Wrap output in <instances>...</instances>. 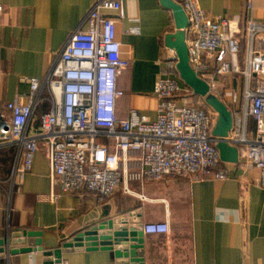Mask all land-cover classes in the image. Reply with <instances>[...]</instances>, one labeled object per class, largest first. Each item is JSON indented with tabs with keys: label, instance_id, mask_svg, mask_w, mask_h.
<instances>
[{
	"label": "crops",
	"instance_id": "0c3cea01",
	"mask_svg": "<svg viewBox=\"0 0 264 264\" xmlns=\"http://www.w3.org/2000/svg\"><path fill=\"white\" fill-rule=\"evenodd\" d=\"M122 1L124 18L117 13L109 16L116 20L123 58L132 63L118 80L124 96L117 101V114L124 120L136 109L155 120L159 102L154 89L165 67L166 37L175 32L174 18L161 0ZM198 1L212 16L240 17L243 29L249 20L264 24V0H252V9L247 8V0ZM95 2L0 0L5 7L0 14V114L7 113L8 102L30 93L28 79L46 78ZM233 87L236 99L230 109L241 113L247 136L253 139L255 123L241 107L242 81ZM47 96L44 89L43 97ZM49 110L47 102L39 106L28 126L29 135L39 134L40 117ZM17 157L15 145L0 149V241L9 240L10 245L0 256V264H45L43 252L12 251L37 242L44 252L64 251L70 240L112 221H119L114 230L128 232L133 231L132 221H142L135 224L139 234L148 223H169L167 235L137 238L135 259L143 264H264V187L259 182L260 171L241 153L237 164L225 163L226 180L196 182L179 177L143 186L132 183L131 195L121 185L103 203L85 192L62 194L51 201L50 169L42 149L35 155L32 170L22 180L13 181ZM24 231L42 236L28 239L25 245L13 244L18 241L14 236ZM88 248L85 244L82 249L63 252V264H116L114 251Z\"/></svg>",
	"mask_w": 264,
	"mask_h": 264
},
{
	"label": "built area",
	"instance_id": "2783aa9c",
	"mask_svg": "<svg viewBox=\"0 0 264 264\" xmlns=\"http://www.w3.org/2000/svg\"><path fill=\"white\" fill-rule=\"evenodd\" d=\"M174 1L188 17L189 63L210 93L230 108L236 99L234 83L242 81L241 107L255 123V136L248 138L246 123L236 111L226 140L260 171L264 187V24L249 20L243 29L238 16H212L198 0ZM252 6V0H247V8ZM4 11L0 4V14ZM109 13L123 19V1L96 0L46 78L28 79L30 93L8 102L7 113L0 114V149L18 148L12 180H22L32 170L40 149L50 169L53 202L62 194L85 192L103 203L121 185L131 195L132 183L143 186L166 178L226 180L218 138L212 136L218 115L200 106L193 91L181 85L174 50L165 48V67L155 84L156 119L136 109L127 119H119L117 101L124 92L118 80L132 62L123 58L116 20ZM44 89L48 90L45 98ZM44 102L50 110L40 117L39 134L29 135L28 126ZM169 233L168 222L143 226L144 235Z\"/></svg>",
	"mask_w": 264,
	"mask_h": 264
},
{
	"label": "water",
	"instance_id": "95a60500",
	"mask_svg": "<svg viewBox=\"0 0 264 264\" xmlns=\"http://www.w3.org/2000/svg\"><path fill=\"white\" fill-rule=\"evenodd\" d=\"M161 5L168 9L174 18L175 32L167 35L166 46L174 50L178 56L177 69L180 79L193 91L195 96L204 99L206 105L217 113V121L213 128L212 136L218 138L217 149L220 158L224 163L237 164L240 156L239 148L231 145L226 140L234 126L233 112L225 102L210 93L209 85L197 75L189 63L185 36V29L189 25L188 17L182 6L174 0H161ZM123 221L126 223L125 220ZM116 222L119 221H112V223L104 222L93 230L78 235L64 246V251L58 249L44 252L41 247L42 243L37 242L36 244H29L24 249L12 251V253L43 252L45 264H62L63 252L68 253L74 250V248L82 249L85 247V244H88V250H97L101 247L103 250L114 251L117 260L116 264H143L142 260L136 261L135 259V242H138L137 238L139 236H143L142 233L139 234L137 232L138 229L135 224H141L142 221L131 222L133 224L131 226L132 232H128L123 228L114 230V223ZM37 234L24 231L14 236L18 241H14L13 244L25 245L28 243V239L42 236L41 233L40 235ZM8 246H10L9 240L0 241V256L4 255L5 247Z\"/></svg>",
	"mask_w": 264,
	"mask_h": 264
},
{
	"label": "rangeland",
	"instance_id": "374dc122",
	"mask_svg": "<svg viewBox=\"0 0 264 264\" xmlns=\"http://www.w3.org/2000/svg\"><path fill=\"white\" fill-rule=\"evenodd\" d=\"M197 99H198V100H197ZM195 101H196L200 106H204V105H205V107H207V105H206L204 99H202V98L196 96V100H195Z\"/></svg>",
	"mask_w": 264,
	"mask_h": 264
}]
</instances>
